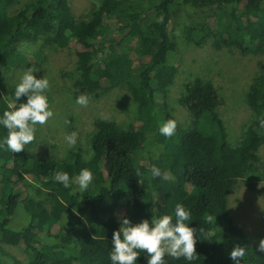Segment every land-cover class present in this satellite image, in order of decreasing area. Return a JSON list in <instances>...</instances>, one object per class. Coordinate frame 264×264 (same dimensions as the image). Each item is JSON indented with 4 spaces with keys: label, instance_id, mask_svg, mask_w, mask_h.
<instances>
[{
    "label": "trees",
    "instance_id": "1",
    "mask_svg": "<svg viewBox=\"0 0 264 264\" xmlns=\"http://www.w3.org/2000/svg\"><path fill=\"white\" fill-rule=\"evenodd\" d=\"M100 1L77 14L70 0H0V66L34 65L20 46L41 40L70 56L65 76L73 87L90 96L126 85L138 110L128 127L95 121L91 159L81 149L56 159L31 143L18 153L0 146V264H111L120 218L150 220L172 214L177 203L190 211L197 256L191 262L166 256V264H233L235 247L245 251L240 264H264V250L230 210L237 189L264 181V63L247 92L253 118L233 144L212 81L197 76L184 83L178 101L189 111L186 122H177L168 103L177 74L168 25L180 6L211 11L184 26L187 41L257 54L264 52V0ZM14 88L0 78V115L23 101L15 100ZM168 119L176 121L171 137L158 131ZM6 131L0 126V140ZM153 166L169 179L153 178ZM82 168L93 174L84 193L53 180L57 171L72 178ZM2 244L22 246L26 260ZM146 260L142 253L137 264Z\"/></svg>",
    "mask_w": 264,
    "mask_h": 264
},
{
    "label": "rangeland",
    "instance_id": "2",
    "mask_svg": "<svg viewBox=\"0 0 264 264\" xmlns=\"http://www.w3.org/2000/svg\"><path fill=\"white\" fill-rule=\"evenodd\" d=\"M114 1L107 0L105 3ZM100 2V0H70L77 14L87 13L98 7ZM210 13L208 8L191 9L183 5L169 22V34L176 49L177 74L168 91V103L177 122L184 123L189 118V111L178 101L184 83L197 76L212 81L219 98L218 110L233 144L239 140L246 125L253 118L252 109L247 103V92L261 64L264 63V52L243 54L237 48L216 49L212 40H208L202 46L187 41L183 34L184 26L198 22ZM20 47L29 53L30 61L35 62L34 65L29 66L38 69L35 75L49 80L46 95L53 112V116L45 125H37L35 139L29 147L31 150L42 156L50 155L62 159L71 149H81L86 156L91 152L90 138L94 134V123L98 118L115 121L124 127L136 122L137 105L126 85L102 90L99 94L88 96L89 101L86 106L78 105L75 102L76 97L83 93L73 87L65 76L66 70L73 67L70 56L41 40L23 42ZM29 67L0 66L3 85L15 86L19 76ZM73 131L78 133V140L75 146L69 148L64 137ZM261 154L264 155V145ZM29 191L31 195L35 193L34 188H30ZM230 210L237 224L259 247L260 240L264 239V181L257 182L253 190L237 189ZM17 219L22 220V217ZM2 245L5 250L19 259L26 260L22 246Z\"/></svg>",
    "mask_w": 264,
    "mask_h": 264
},
{
    "label": "clouds",
    "instance_id": "3",
    "mask_svg": "<svg viewBox=\"0 0 264 264\" xmlns=\"http://www.w3.org/2000/svg\"><path fill=\"white\" fill-rule=\"evenodd\" d=\"M38 69L29 67L18 78L14 88L16 101H23L8 105V110L0 115V126L6 129V135L0 140V146H6L12 153L21 152L26 145L35 139L37 125L43 126L53 116L49 98L46 92L49 80L37 77ZM89 98L85 94L76 97V104L86 106ZM264 125V119L260 120ZM158 131L165 137H171L176 131V121L165 120L159 125ZM64 140L69 148L75 146L78 133L73 131L65 135ZM89 152L84 158L91 159ZM153 178L169 179L167 172L153 166L150 169ZM53 180L69 188L76 185V191L84 193L93 181V174L88 168L80 169L78 175L70 178L65 171H57ZM191 214L182 204L177 203L172 214H164L156 218L142 219L133 223L128 216L119 219V227L114 230L111 237V249L108 258L111 264H137L138 257L146 254V264H166L165 257L174 259L181 257L188 262L196 259L195 244L197 236L194 228L190 226ZM259 247L264 250V239L260 240ZM243 247L233 248L230 259L233 264H240L244 257Z\"/></svg>",
    "mask_w": 264,
    "mask_h": 264
}]
</instances>
